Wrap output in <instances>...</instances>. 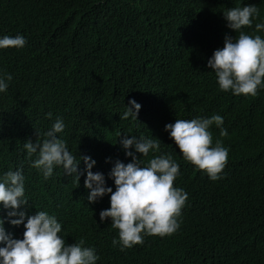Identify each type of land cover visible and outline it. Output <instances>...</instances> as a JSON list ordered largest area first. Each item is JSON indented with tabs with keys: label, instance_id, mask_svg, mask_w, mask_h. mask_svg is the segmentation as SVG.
Listing matches in <instances>:
<instances>
[{
	"label": "clouds",
	"instance_id": "clouds-1",
	"mask_svg": "<svg viewBox=\"0 0 264 264\" xmlns=\"http://www.w3.org/2000/svg\"><path fill=\"white\" fill-rule=\"evenodd\" d=\"M235 3L219 6L214 14L239 35L223 39L214 30L202 58L181 65L190 86L160 83L145 103L129 101L119 123L143 127L126 131L116 143L117 151L94 173L91 157L77 161L58 138L65 129L59 117L42 142H25L28 156L21 165L0 166V264H127L126 252L138 256L151 238L167 237L179 259L174 264H248L232 242L217 240L209 249L181 223L193 188L210 181L224 187L225 195H240L264 209V142L259 136L264 134V6L249 0ZM14 7L15 0H0V51L32 57L72 36L78 56L101 59L116 54L113 45H99L80 32L68 15L42 11L28 20L7 22ZM148 21L162 24L154 18ZM253 24L260 34L243 31ZM11 80L9 74L0 77V93ZM211 93L253 112L251 123L232 141L222 113L195 111ZM47 116L51 119L52 113ZM37 153L34 162L29 159ZM31 168L45 179L57 174L59 179L73 177L74 183L30 208ZM245 169L257 178L242 177ZM234 231L235 237L252 244L255 254L264 255V240L257 234ZM161 254V264H168L170 255Z\"/></svg>",
	"mask_w": 264,
	"mask_h": 264
},
{
	"label": "trees",
	"instance_id": "trees-1",
	"mask_svg": "<svg viewBox=\"0 0 264 264\" xmlns=\"http://www.w3.org/2000/svg\"><path fill=\"white\" fill-rule=\"evenodd\" d=\"M239 1L246 0H15L7 22L28 20L42 11L68 15L80 32L91 35L99 45H113L116 54L101 59L78 56L71 47L72 36L62 40L60 47L32 57L12 49L1 50L0 77L9 74L12 80L7 82V91L0 93V166L21 165L28 156L25 142H42L59 117L65 129L58 138L77 161L80 156L91 157L96 162L94 173L117 151L116 143L126 131L143 127L119 123L129 101L145 103L159 90L160 83L190 86L181 65L202 58L205 41L214 30L223 39L239 35L227 27L224 17L214 14L219 6ZM249 1L264 6V0ZM149 18L162 24H151ZM243 31L253 36L261 33L255 31L254 24ZM194 33L197 35L191 38ZM195 111L222 113L229 127V141L253 117L245 104L231 103L218 93L206 94ZM259 136L264 142V134ZM37 158L38 153L29 157L33 162ZM80 166L86 175L83 161ZM56 176L45 179L41 171L30 169L28 207L45 203L49 194L74 183L73 177ZM242 177L257 178L251 169H245ZM224 192L215 181L195 186L181 220L182 229L196 233L198 244L209 249L214 241L228 240L242 249L248 264H264V255L255 254L252 244L233 233H254L264 240V209L254 207L245 197ZM170 239L151 238L138 256L126 252L127 264H161L163 251L170 255L166 263H176L179 259L171 250Z\"/></svg>",
	"mask_w": 264,
	"mask_h": 264
}]
</instances>
